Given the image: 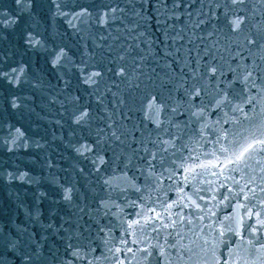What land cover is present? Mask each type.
Wrapping results in <instances>:
<instances>
[{
	"label": "water",
	"instance_id": "obj_1",
	"mask_svg": "<svg viewBox=\"0 0 264 264\" xmlns=\"http://www.w3.org/2000/svg\"><path fill=\"white\" fill-rule=\"evenodd\" d=\"M0 264H264V0H0Z\"/></svg>",
	"mask_w": 264,
	"mask_h": 264
}]
</instances>
